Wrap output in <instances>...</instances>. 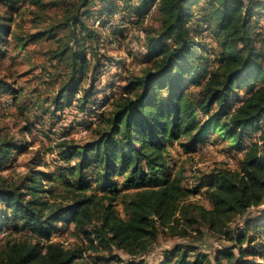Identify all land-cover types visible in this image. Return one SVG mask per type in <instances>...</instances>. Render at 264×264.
<instances>
[{
    "label": "trees",
    "instance_id": "trees-1",
    "mask_svg": "<svg viewBox=\"0 0 264 264\" xmlns=\"http://www.w3.org/2000/svg\"><path fill=\"white\" fill-rule=\"evenodd\" d=\"M116 1L110 2L114 8L109 12L92 16L96 39L106 41L107 32L130 25L133 16L138 22L143 17L141 6L150 7L154 1L158 25L137 30L144 34L147 57L153 62L127 78L124 93L95 125L93 137L80 145L73 140L56 143L66 160L77 158L67 167L75 176L68 189L54 195V187L42 184L39 170H31L19 184L0 176V216L17 221L14 231L19 234L2 238L0 264H104V256H92L89 250L114 246L138 256L152 246L159 231L186 234L192 233L191 227L200 234L201 226L229 237L231 246L217 250L211 259L192 243L176 245L163 251L159 264H260L258 260L264 258V0H124L133 5L130 9ZM97 2L81 0L80 6L90 5L91 12L95 5L102 7ZM31 3L44 6L42 0ZM114 13L120 15L118 23L104 30L94 28L96 19L103 25ZM2 20L0 14V39L10 31ZM85 21L69 19L81 32ZM204 31H212L214 47L204 40ZM44 35L29 34L27 39ZM69 59L77 73V49L71 48ZM196 85L201 88L199 99L187 92ZM65 96L58 93L56 104ZM214 129L244 151L235 169L217 166L199 186L209 203L204 206L189 201L197 189L183 185L181 170L169 169L167 146L178 143L185 153L194 152ZM259 129L258 138L245 146V139ZM19 148L14 138H0V166ZM91 167L89 176L85 171ZM117 177H122L121 182ZM118 203L123 216L115 208ZM259 206V216H249L250 208ZM239 217L241 224L232 228ZM59 223H72L73 232L82 234L88 244L65 247L53 240Z\"/></svg>",
    "mask_w": 264,
    "mask_h": 264
},
{
    "label": "rangeland",
    "instance_id": "rangeland-1",
    "mask_svg": "<svg viewBox=\"0 0 264 264\" xmlns=\"http://www.w3.org/2000/svg\"><path fill=\"white\" fill-rule=\"evenodd\" d=\"M42 1L43 7L32 4L31 0H0L2 21L10 28L8 35L0 39V80L1 84L7 86L0 87V94L15 98L10 111L0 113V138L12 137L21 146L13 150L0 166V176L8 182L19 184L31 170L42 171V184L46 188L54 187V195L58 196V192L68 189V183L75 181V176L67 171V167L73 165L77 158L73 156L66 160L56 143L73 140L80 145L93 137L95 125L107 116L112 101L124 93L127 78L152 64L153 59L147 57L144 34H139L137 30L145 32V28L157 26L158 14L153 8L154 1L150 7L145 3L139 11L143 17L139 16L138 22L137 17L133 16L134 22L107 32L108 39L99 42L93 31L92 16L101 11L109 12L114 8L110 2L116 0H98L102 7L91 6L94 9L91 12L90 5L80 6L81 0ZM121 1L124 3L122 8L130 9L133 6L124 0H119L118 4ZM74 16L86 20L83 32L69 22ZM41 32L45 33L43 37L27 39L29 34ZM203 35L204 40L214 47L216 39L212 31L211 34L204 31ZM71 48L77 49L79 54L75 68L77 73L73 71L69 59ZM66 49L65 54H58ZM82 57L86 58L84 62ZM188 88L187 92L193 98H200V87ZM60 92L66 96L56 104V96ZM81 127L86 129L85 133L80 131ZM260 131L251 133V137L244 141L245 146L252 142L251 139H257ZM209 138L191 153H185L178 143L167 146L169 169L181 170L183 185L197 189L189 196V201L204 206H209V203L203 196L204 187L199 186L206 183L205 180L217 166L235 169L244 151L235 148L216 129ZM93 171L91 167L85 172L90 176ZM117 178L121 182L122 177ZM115 208L123 216L122 205L118 203ZM261 208H250L249 216L257 218ZM240 221L241 217L234 219L231 227H238ZM16 224L14 219L0 216V244L5 236L16 234ZM57 226L52 238L65 247L88 244L82 234L73 232L72 223L66 226L59 223ZM180 228L181 225L177 227L178 230ZM188 230L192 233H175L167 229L159 231L152 246L138 256H131L114 246L111 250L99 247L96 251H89L92 256H104V264H128L132 260L159 264L163 251L176 245L192 243L213 259L217 250L231 246L233 242L227 236L210 233L205 226H201L200 234L193 233L191 227ZM233 253L237 255L238 250L233 249ZM258 261L264 264V258Z\"/></svg>",
    "mask_w": 264,
    "mask_h": 264
},
{
    "label": "built area",
    "instance_id": "built-area-1",
    "mask_svg": "<svg viewBox=\"0 0 264 264\" xmlns=\"http://www.w3.org/2000/svg\"><path fill=\"white\" fill-rule=\"evenodd\" d=\"M120 15L118 13H114L111 15L107 22H105L103 25L101 24V19H96L94 21V26L100 29H107L109 25L115 24L119 22ZM261 23H264L263 19H261ZM11 106V96L9 95H3L0 94V113H8ZM80 131L86 132V129L84 130L83 127L80 128ZM6 231L2 232V235L5 234Z\"/></svg>",
    "mask_w": 264,
    "mask_h": 264
}]
</instances>
